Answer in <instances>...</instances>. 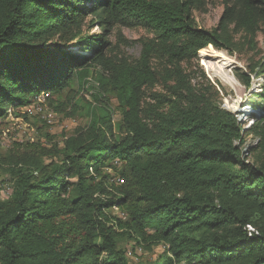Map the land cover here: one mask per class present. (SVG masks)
<instances>
[{"label":"trees","instance_id":"trees-1","mask_svg":"<svg viewBox=\"0 0 264 264\" xmlns=\"http://www.w3.org/2000/svg\"><path fill=\"white\" fill-rule=\"evenodd\" d=\"M208 3L0 0V120L67 91L55 108L64 111L74 82L100 107L61 145L0 152L11 182L0 197V264H129L123 237L164 246L154 264H264V105L246 129L185 67L207 46L255 49L264 0H223L216 26L204 30L194 11ZM124 27L148 35L131 41ZM134 42L132 57L122 46ZM250 72L262 76L264 98V57ZM237 77L250 86L251 75ZM246 131L257 136L252 161L243 157Z\"/></svg>","mask_w":264,"mask_h":264},{"label":"rangeland","instance_id":"rangeland-1","mask_svg":"<svg viewBox=\"0 0 264 264\" xmlns=\"http://www.w3.org/2000/svg\"><path fill=\"white\" fill-rule=\"evenodd\" d=\"M85 2L87 3V1ZM222 10L223 0H209L206 11H194L196 25L201 29L211 30L216 26ZM86 26L84 30H86ZM93 33H100V29L93 27L89 34ZM122 34L131 41L148 35L142 28L127 27L122 28ZM111 39L113 42L116 41L114 34ZM68 46L72 51H83V49H78L73 44ZM213 49L214 51L206 50L203 55L198 52V58L185 64V67L187 71L191 72L193 83L207 88L212 100L217 105L235 114L237 119L247 129L251 126L253 118L245 110L259 111L258 109H261L264 105V98L260 95L262 76H256L254 72H250V68L257 66L262 57H264V38L262 34H258L257 45L253 50L247 49L230 53L223 49L214 47ZM122 50L126 54L135 57L139 53L140 46L134 42L130 45L122 46ZM237 72L251 75L250 86H246L240 81L237 77ZM71 90L73 92V103L64 111H58L55 108L59 106L60 102L65 100L67 91L54 97L52 103H49L44 98L35 97L27 107L23 108V110L28 111L26 116H15L12 114L1 119L0 152L6 153L15 143L39 141L46 146L61 145L63 139L76 129L87 128L90 120V110L100 114V107L94 108L89 104L93 100L90 96L93 90L87 87L82 89L77 82L72 84ZM155 90L158 91L160 88L156 87ZM254 93H259V95H254ZM105 104L111 109V119L115 123L120 116L116 109L117 101L115 98L108 96ZM38 106L41 110L37 109ZM42 111H53L56 113L52 124H46L42 117ZM256 144L257 136L251 131H246L242 151L243 157L247 158L248 161H252L250 148ZM114 164L117 167L120 166L117 162ZM106 171L111 174L114 181L117 180L118 177L113 169L110 168ZM10 190V175L3 167H0V197H5L10 193ZM113 214L124 217L120 210L118 211L114 208ZM119 246L124 248L129 264H154L159 256L164 254L165 249L161 244L154 245L151 248H144L141 245H137L135 241L124 237L119 239Z\"/></svg>","mask_w":264,"mask_h":264},{"label":"built area","instance_id":"built-area-1","mask_svg":"<svg viewBox=\"0 0 264 264\" xmlns=\"http://www.w3.org/2000/svg\"><path fill=\"white\" fill-rule=\"evenodd\" d=\"M37 109L41 110V108L39 106L37 107ZM42 117H43L44 121L46 122V124H52L54 122L55 117H56V113L53 111H45V112L42 111ZM118 181H120V180L118 179ZM114 209L118 210L115 207H114ZM121 214L123 215V213H121Z\"/></svg>","mask_w":264,"mask_h":264},{"label":"bare ground","instance_id":"bare-ground-1","mask_svg":"<svg viewBox=\"0 0 264 264\" xmlns=\"http://www.w3.org/2000/svg\"><path fill=\"white\" fill-rule=\"evenodd\" d=\"M208 49H210L211 51H214V49H213L212 46H207V47L201 49V50L199 51V53H200L201 55H203L204 52H205L206 50H208ZM211 51H210V52H211ZM85 53H86V52H85Z\"/></svg>","mask_w":264,"mask_h":264}]
</instances>
